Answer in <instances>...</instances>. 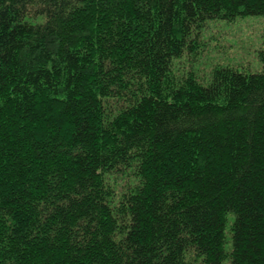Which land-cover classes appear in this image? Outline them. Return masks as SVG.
Masks as SVG:
<instances>
[{"label":"trees","instance_id":"1","mask_svg":"<svg viewBox=\"0 0 264 264\" xmlns=\"http://www.w3.org/2000/svg\"><path fill=\"white\" fill-rule=\"evenodd\" d=\"M255 16L260 71L178 72ZM225 260L264 264V0H0V264Z\"/></svg>","mask_w":264,"mask_h":264},{"label":"rangeland","instance_id":"2","mask_svg":"<svg viewBox=\"0 0 264 264\" xmlns=\"http://www.w3.org/2000/svg\"><path fill=\"white\" fill-rule=\"evenodd\" d=\"M263 32L262 17H246L233 24L209 25L201 32L205 47L198 55L188 54L181 58L176 67L182 74L193 73L200 83L204 84L209 71L217 65H231L244 69L249 73L261 70L257 58L261 48ZM228 235L226 234V238ZM225 243L224 249L229 250L230 243ZM223 264H229L225 260Z\"/></svg>","mask_w":264,"mask_h":264}]
</instances>
